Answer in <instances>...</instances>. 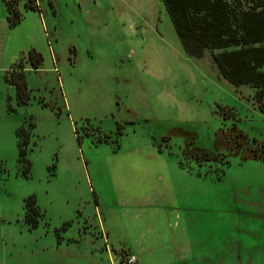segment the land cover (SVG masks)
I'll list each match as a JSON object with an SVG mask.
<instances>
[{"label":"rangeland","instance_id":"1","mask_svg":"<svg viewBox=\"0 0 264 264\" xmlns=\"http://www.w3.org/2000/svg\"><path fill=\"white\" fill-rule=\"evenodd\" d=\"M11 5L22 18L0 13V66L23 48L29 99L16 103L0 69V264H128L123 215L158 190L185 220L174 264H264L254 88L223 79L208 51L186 54L162 0Z\"/></svg>","mask_w":264,"mask_h":264},{"label":"trees","instance_id":"2","mask_svg":"<svg viewBox=\"0 0 264 264\" xmlns=\"http://www.w3.org/2000/svg\"><path fill=\"white\" fill-rule=\"evenodd\" d=\"M9 27L16 26L22 18L12 0H3ZM175 32L186 54L202 57L204 51L218 74L233 85L254 88L253 100L264 113V0H162ZM26 8L35 10L34 4ZM21 58L5 72V81L16 89V103L22 105L29 99ZM33 69L41 63V55L34 49L26 53ZM21 129V127H20ZM19 128H17L18 134ZM18 138L19 135H18ZM27 137L19 142V156L25 155ZM25 220L30 227L37 225L39 207L35 197L25 200Z\"/></svg>","mask_w":264,"mask_h":264},{"label":"crops","instance_id":"3","mask_svg":"<svg viewBox=\"0 0 264 264\" xmlns=\"http://www.w3.org/2000/svg\"><path fill=\"white\" fill-rule=\"evenodd\" d=\"M2 9L0 6L1 17L6 20L5 6ZM22 49L17 56L12 51L0 69L5 72L10 69L23 54ZM166 186L170 188L169 181ZM156 192L150 191L138 202L131 200V212L123 215L124 245L136 256V264H174L177 259L175 252L187 250L183 212L171 200L172 197L159 196V190ZM170 254H173L172 257H169ZM157 255L165 259H158Z\"/></svg>","mask_w":264,"mask_h":264},{"label":"built area","instance_id":"4","mask_svg":"<svg viewBox=\"0 0 264 264\" xmlns=\"http://www.w3.org/2000/svg\"><path fill=\"white\" fill-rule=\"evenodd\" d=\"M126 261L128 264H136V256L134 254H129Z\"/></svg>","mask_w":264,"mask_h":264}]
</instances>
